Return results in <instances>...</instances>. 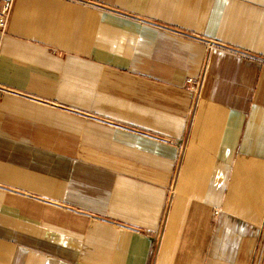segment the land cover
<instances>
[{"label": "crops", "instance_id": "crops-1", "mask_svg": "<svg viewBox=\"0 0 264 264\" xmlns=\"http://www.w3.org/2000/svg\"><path fill=\"white\" fill-rule=\"evenodd\" d=\"M0 264H264V0H12Z\"/></svg>", "mask_w": 264, "mask_h": 264}, {"label": "built area", "instance_id": "built-area-1", "mask_svg": "<svg viewBox=\"0 0 264 264\" xmlns=\"http://www.w3.org/2000/svg\"><path fill=\"white\" fill-rule=\"evenodd\" d=\"M12 7V0H5L0 5V30H3L6 26L10 11ZM203 81V74L200 77L189 76L186 78L185 83L187 87L197 95L198 90L200 89ZM195 103V101H194ZM172 192V189L171 191ZM171 199V195L169 196V202Z\"/></svg>", "mask_w": 264, "mask_h": 264}]
</instances>
